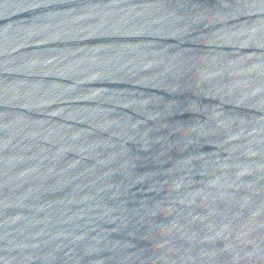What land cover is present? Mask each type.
<instances>
[{"label": "water", "instance_id": "95a60500", "mask_svg": "<svg viewBox=\"0 0 264 264\" xmlns=\"http://www.w3.org/2000/svg\"><path fill=\"white\" fill-rule=\"evenodd\" d=\"M0 264H264V0H0Z\"/></svg>", "mask_w": 264, "mask_h": 264}]
</instances>
